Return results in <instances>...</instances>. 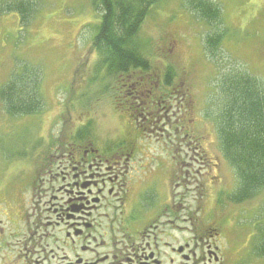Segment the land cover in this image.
I'll list each match as a JSON object with an SVG mask.
<instances>
[{
	"label": "flooded vegetation",
	"instance_id": "af4514ba",
	"mask_svg": "<svg viewBox=\"0 0 264 264\" xmlns=\"http://www.w3.org/2000/svg\"><path fill=\"white\" fill-rule=\"evenodd\" d=\"M152 70L121 74L112 103L119 115L133 122L134 132L140 127L149 139H168L172 165V116H181L178 121L183 123L191 107L180 110L186 107L177 97L182 89L176 82L160 81ZM186 95L182 93L183 101ZM172 97L178 105L172 104ZM74 122L75 130L55 136L40 161L0 168V217L10 224L0 263L264 264V224L247 227L256 217H229L227 225H240L248 232L243 242H230L231 230L217 229L213 211L200 216L199 209H191L194 197L172 194V167L148 169L138 164L131 151L133 130L116 139L97 130L90 116ZM181 127L173 133L188 140L182 147L185 155L204 163L210 155L204 136ZM190 164L184 167L187 177ZM211 196L216 200L212 190ZM225 211H216V218L226 216ZM235 217L246 221L237 222ZM0 225H5L1 218ZM18 241L20 250L7 248Z\"/></svg>",
	"mask_w": 264,
	"mask_h": 264
},
{
	"label": "rangeland",
	"instance_id": "374dc122",
	"mask_svg": "<svg viewBox=\"0 0 264 264\" xmlns=\"http://www.w3.org/2000/svg\"><path fill=\"white\" fill-rule=\"evenodd\" d=\"M29 1V6L37 10L25 27L20 25L18 15H0V86L27 63L34 68L29 69L32 76L39 77L43 106L38 113L16 115L7 113L0 101V168L3 164L40 161L52 134L74 129L70 119L74 115L98 119L97 130L103 133L108 126L114 128L118 120L112 112L109 96L115 75L104 68L105 65H99L100 55L91 46L102 14L101 10H96L95 0ZM211 1L221 9L217 26L226 31L214 57L207 55L205 39L215 26L201 20L182 0H164L152 7L139 34L145 44L144 54L151 61V69L156 70L152 71L162 75L170 66L175 70L176 88L182 89L177 96L178 101L182 103V93L187 94V100L182 103L186 107L180 110L193 107L198 121H201L199 125L198 122L179 123L182 117L172 116V125L178 123L187 129H200L205 135L203 145L210 153L209 158L204 163L192 159L186 166L190 169L187 177L184 167L190 159L185 157V153H180L183 150L177 152L176 148L186 147L188 140L172 133L171 165L166 152V137L159 141L149 139L140 127L132 131L131 151L140 161L137 163L148 169L164 165L172 167V194L188 193L194 197L191 209H199L200 216L213 211L217 229L231 230L230 242H243L248 233L244 227L227 225L226 222L232 215L261 218L264 214V192L243 205H232L226 201L228 191L225 189L238 185V180L236 177L234 180L230 166L227 174L224 161L218 155V141L211 132H217L214 120L224 103L217 91L225 75L249 73L264 85V0ZM153 79L157 80L156 77ZM172 104L178 105L175 97H172ZM207 109L210 120L205 115ZM193 112L189 111L187 120L193 119ZM162 121L159 123L163 124ZM192 146L196 145L192 143ZM210 161L216 162L217 166ZM18 178L27 180L24 175H18ZM179 183L182 185L177 187ZM207 184L212 187H207ZM211 190L216 194V200L211 196ZM220 210H226V216L217 219L219 212H215ZM0 218L5 222V225H0L1 249L4 238L9 236L10 224L5 216ZM260 218L255 219L257 224ZM12 247L17 250L23 248L19 241L16 246H7ZM4 250L7 251L5 247Z\"/></svg>",
	"mask_w": 264,
	"mask_h": 264
},
{
	"label": "trees",
	"instance_id": "16d2710c",
	"mask_svg": "<svg viewBox=\"0 0 264 264\" xmlns=\"http://www.w3.org/2000/svg\"><path fill=\"white\" fill-rule=\"evenodd\" d=\"M164 0H95L101 10L93 45L100 55L99 65H105L114 75L133 68L149 70L150 59L144 54L145 44L139 38L143 23L152 7ZM188 9L215 28L206 36L207 54L216 56L226 31L220 29L221 9L211 0H182ZM29 0H0V14H17L22 26H27L36 9ZM31 66L21 65L0 87V99L9 114H30L42 105L39 77L29 72ZM176 76L170 66L165 82ZM217 94L223 97L215 121L225 159L239 179V188L231 195L234 202L252 198L264 190V85L247 73H228L221 80Z\"/></svg>",
	"mask_w": 264,
	"mask_h": 264
}]
</instances>
